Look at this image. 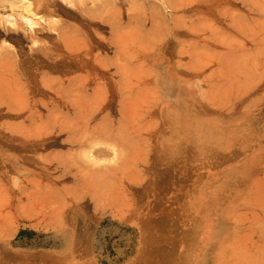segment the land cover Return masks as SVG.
<instances>
[{"label":"rangeland","instance_id":"374dc122","mask_svg":"<svg viewBox=\"0 0 264 264\" xmlns=\"http://www.w3.org/2000/svg\"><path fill=\"white\" fill-rule=\"evenodd\" d=\"M60 3L79 9L78 15L37 11L45 20L32 34L15 9L0 7V44L10 48L0 54L7 70L0 66V102L27 88L35 73L46 81L56 77L66 90L72 88L69 80L92 79L88 95L102 86L111 96L112 107L98 115L110 113L113 131L123 122L131 148L124 149L122 138L96 137L89 163L86 149L73 148L82 152L79 165L95 163L96 175L85 190L74 165L57 177L61 165L52 163L49 181L33 163L22 162L16 171L0 167V264H264V1L59 0L49 8ZM66 46L82 60L108 57L116 64L109 62L101 74L80 66ZM37 55L39 69L33 63ZM58 58L60 69L54 70L52 60ZM19 60L24 67H17ZM121 62L129 63L123 72ZM29 103L32 111L47 112ZM21 120L0 114V123ZM56 133L35 160L74 153L65 134ZM4 142L3 157L24 154ZM62 235L67 247L59 245Z\"/></svg>","mask_w":264,"mask_h":264},{"label":"bare ground","instance_id":"6f19581e","mask_svg":"<svg viewBox=\"0 0 264 264\" xmlns=\"http://www.w3.org/2000/svg\"><path fill=\"white\" fill-rule=\"evenodd\" d=\"M37 1V2H35ZM33 2H35L33 4V2H31L30 0H0V5L2 4L1 2H6V3H3L4 5L0 6V7H8V8H13L15 9V12L17 14H19L23 19H24V22H25V25L26 27L24 26V28H29L30 29V33H35L36 28H37V25H39V22L40 21H44L45 18L43 16H40L38 15V12H40V10H45L47 11H55V10H62L66 13H68V15L70 14V16L73 15V17L76 15H78V12L79 9L76 11L75 9H70V8H67L65 7L64 4H61L63 2H61L57 8H54L51 10V8H49V5L50 4H56L54 3V1H50L48 2V0H35ZM82 1V0H81ZM99 1V0H98ZM103 1V0H102ZM150 1H153V0H150ZM158 1V0H157ZM169 1V0H167ZM254 1V0H253ZM258 1V0H257ZM264 1V0H263ZM95 2V1H94ZM97 2V1H96ZM164 2V1H163ZM173 2V1H172ZM171 2V3H172ZM246 2V1H245ZM84 3V2H83ZM83 3H80V4H83ZM155 3V2H153ZM160 3V2H159ZM167 3V2H166ZM174 3V2H173ZM139 3H137L138 5ZM165 4V3H164ZM251 4V3H250ZM253 4V3H252ZM57 5V4H56ZM169 5V4H168ZM257 5V4H256ZM67 6V5H66ZM81 6V5H80ZM83 6V5H82ZM140 6V4H139ZM138 6V7H139ZM249 6V4H248ZM134 7H137L136 5ZM133 7V8H134ZM260 7V6H259ZM73 8V7H71ZM75 8V7H74ZM85 8V7H84ZM143 8V7H142ZM82 9V12L85 10L81 7ZM138 9V8H137ZM11 10V9H10ZM88 10V9H87ZM254 10V8H253ZM260 10V9H259ZM86 11V10H85ZM135 11V10H134ZM132 11V13L134 12ZM139 11V10H137ZM143 11V10H142ZM264 11V10H263ZM262 11V12H263ZM50 12H46L47 14H49ZM90 12V11H88ZM141 12V11H140ZM149 12V11H148ZM151 12V11H150ZM153 12V11H152ZM113 13V12H112ZM112 13H110L109 11V14L112 15ZM137 15L138 12H135ZM146 13V12H145ZM144 13V14H145ZM232 13V12H231ZM81 15V11L79 13ZM84 14H88V13H84ZM93 14V13H92ZM91 14V15H92ZM153 14V13H152ZM237 14V13H236ZM238 17V15H236ZM39 17H38V16ZM90 16V14H88ZM87 15V16H88ZM110 15V16H111ZM114 15V14H113ZM112 15V17H113ZM131 15V14H130ZM141 15V14H140ZM139 15V16H140ZM146 15V14H145ZM151 15V14H150ZM154 15V14H153ZM93 16H95L93 14ZM92 16V17H93ZM129 16V15H128ZM231 16V15H230ZM234 17V15H232ZM231 16V18H232ZM19 17V16H18ZM97 17V16H95ZM131 17V16H130ZM146 18V16H144ZM245 17V16H244ZM244 17H242L244 19ZM84 18V16L82 17ZM87 18V17H85ZM91 18V16H90ZM103 18V17H102ZM114 18V17H113ZM133 18V17H132ZM143 18V17H142ZM236 17H234V20L237 21L238 19H241V18H237L235 19ZM252 17H250L251 19ZM118 19V18H117ZM129 19V17H128ZM47 20V19H46ZM103 20V19H102ZM108 20V18H107ZM139 20V19H138ZM145 20V19H144ZM161 20V19H160ZM242 20V19H241ZM264 20V19H263ZM106 21V20H105ZM109 21V20H108ZM113 21V19H112ZM152 21V20H151ZM154 21V19H153ZM156 21V20H155ZM233 21V20H232ZM240 21V20H239ZM248 21V20H247ZM38 22V24H37ZM55 22V21H54ZM115 22V20L113 21ZM116 22L118 23V20H116ZM136 22V21H135ZM159 22V21H158ZM162 22V20H161ZM246 22V20L244 21ZM243 20H242V23H244ZM257 22V21H256ZM261 22V21H260ZM52 22L48 21L47 23H45L46 25H48V29H52L53 26L51 24ZM155 23V22H154ZM157 23V22H156ZM234 23V22H233ZM15 24V23H14ZM130 24V23H128ZM158 24V23H157ZM161 24H164V23H161ZM12 25V24H11ZM41 25V24H40ZM114 25V23H113ZM135 25V23H134ZM133 25V27H134ZM159 25V24H158ZM238 25V23H237ZM236 25V26H237ZM249 25V24H248ZM23 26V25H22ZM21 26V27H22ZM115 26V25H114ZM114 26H112L111 24V27H113L114 29ZM118 26V25H117ZM116 26V28H117ZM129 26V25H128ZM161 26V25H160ZM9 26H7V29L9 30L8 28ZM20 27V28H21ZM55 27V30H56V25L54 26ZM74 27V26H72ZM122 27V26H121ZM124 27V25H123ZM132 28V26H130ZM129 27V28H130ZM141 27V26H139ZM158 28V26H156ZM164 27V26H163ZM251 27V25H250ZM6 28V27H5ZM115 28V29H116ZM128 28V29H129ZM136 28V27H135ZM156 28V29H157ZM6 29V30H7ZM12 29V28H11ZM23 29V28H22ZM22 29H19L18 30H22ZM47 29V30H48ZM76 29V28H75ZM123 29V28H122ZM126 29V31L128 30ZM139 29V28H137ZM164 29V28H162ZM249 29V28H248ZM254 29V28H253ZM251 29V30H253ZM262 29V28H261ZM14 30V34L18 31L17 28H16V32H15V29ZM135 30V29H133ZM161 30V29H159ZM165 30V29H164ZM257 30V29H255ZM49 31V30H48ZM53 31V30H52ZM73 31L75 32V30L73 29ZM77 31V30H76ZM81 31V30H79ZM78 31V32H79ZM132 31V29H131ZM137 32H139L138 30H135ZM155 31V30H154ZM166 31V30H165ZM1 32V30H0ZM9 32V31H8ZM23 33V30L21 31ZM50 32V33H49ZM48 32V35L52 36V32L49 31ZM77 32V33H78ZM134 32V31H133ZM142 32V31H141ZM158 32V31H157ZM161 32V31H160ZM11 33V32H9ZM67 33V32H66ZM80 33V32H79ZM82 33V32H81ZM145 33V31H144ZM155 33V32H154ZM163 33V32H162ZM14 34H10V35H14ZM18 34V33H17ZM64 34V32H63ZM62 34V35H63ZM68 34L70 35V33L68 32ZM74 34V33H72ZM130 34V33H129ZM132 34V33H131ZM130 34V35H131ZM138 34V33H136ZM140 34V33H139ZM153 34V32H152ZM167 34V33H166ZM241 34V33H239ZM244 34V33H243ZM248 34V33H247ZM8 35V36H10ZM29 35V34H28ZM82 35V34H81ZM144 35V34H142ZM161 35V34H160ZM253 35V34H251ZM15 36V35H14ZM59 36V35H58ZM57 36V37H58ZM75 36V35H74ZM133 36H135L133 34ZM158 36V35H157ZM163 36V35H162ZM222 36H224L222 34ZM17 37V36H16ZM24 37V36H23ZM32 37V36H31ZM60 37V36H59ZM147 37V36H146ZM221 37V36H220ZM232 37V35H231ZM230 37V39H231ZM142 38V37H141ZM163 38V37H162ZM61 39L63 40V44H66L68 45L67 43H69V40L65 37V35L61 36ZM114 39V38H113ZM113 39L111 41H113ZM138 39V38H137ZM143 39V38H142ZM235 39V38H234ZM74 43H76L78 40V38H74ZM139 40V39H138ZM233 40V39H232ZM231 40V41H232ZM116 41V40H115ZM142 41V40H141ZM146 41V40H145ZM236 41H237V38H236ZM100 44L102 45H106V42L104 41H99ZM144 42V41H143ZM235 42V41H234ZM115 43V42H114ZM226 43V42H225ZM228 43V42H227ZM238 43V42H237ZM229 44V43H228ZM236 44V43H235ZM239 45V44H238ZM1 46V49H0V54L3 52L7 53V50H10L9 48V44H7L6 42L3 43V40L0 44ZM72 46V45H70ZM234 46V45H233ZM6 47V48H4ZM67 48L65 49L66 51H69L71 53H73V57L74 59L77 61V63L83 66L85 65H88L90 66V68H92L94 71H100L103 72L105 71V68L109 65V62L111 63H114L116 64V62H112V61H107L106 59L108 58H105V59H81L80 57V54L72 48H69L68 46H66ZM52 48V47H51ZM49 48V53H50V57L52 59V51L53 49ZM60 48V47H59ZM263 48V47H262ZM86 49V48H85ZM1 50H5V51H1ZM120 50V49H119ZM16 51V49H15ZM18 51V50H17ZM86 51V50H85ZM13 52V51H12ZM45 52V51H44ZM81 52V51H80ZM84 52V51H83ZM82 52V54H83ZM87 53V52H85ZM121 53H124V52H121ZM12 54V53H11ZM8 55V57L11 56L12 59H14V57H12V55ZM13 54L16 55V53L13 52ZM6 54H3V57H5ZM14 56V55H13ZM96 56V55H95ZM2 57V56H1ZM0 57V59H2ZM38 55L36 56V58H34V61L33 63L36 64V66L38 67V69L40 68V66L42 67V63H41V57L37 58ZM78 57V59H77ZM89 57V55H88ZM80 58V59H79ZM83 58V57H82ZM123 57H121L120 59H122ZM228 58V56H227ZM235 58V57H234ZM244 58V57H243ZM247 58V57H246ZM6 59V58H5ZM10 59V58H9ZM111 59V58H110ZM117 59V58H115ZM17 60V59H16ZM14 59V61H16ZM62 60V59H61ZM61 60L58 58L57 60L53 61L52 60V67L54 70H59L60 69V64H61ZM113 60V59H111ZM10 61V60H9ZM12 61V60H11ZM10 61V63L12 64V62ZM20 61V60H19ZM17 61V67L20 68L21 67H24V61L21 60L20 62ZM74 61V60H73ZM114 61V60H113ZM126 61V60H125ZM124 61V62H125ZM230 61V60H229ZM242 61L244 60H241V63ZM30 62V61H29ZM228 62V60H227ZM14 63V62H13ZM27 65L28 63V60L27 62H25ZM32 63V64H33ZM123 62L121 63H118L119 65L121 64L122 66H120L119 70L123 67L124 63L122 64ZM16 64V63H15ZM129 64V63H128ZM127 64V65H128ZM245 64V63H244ZM7 65H9V63H7ZM23 65V66H22ZM111 65V64H110ZM109 65V66H110ZM125 66L128 67V66ZM1 72H7L6 70V64H1ZM16 66V65H15ZM28 66H31V65H28ZM33 66V65H32ZM87 66V67H88ZM108 66V67H109ZM117 66V65H116ZM238 66V65H237ZM36 67V68H37ZM27 68V67H26ZM25 68V70H30L31 68L28 67L27 69ZM124 68V67H123ZM123 68L121 69V71L123 72ZM33 69V68H32ZM27 70V71H28ZM117 70V69H116ZM98 71V72H99ZM109 71V70H108ZM116 72V71H115ZM34 73V71H33ZM107 73V72H106ZM102 74V73H101ZM108 74V73H107ZM110 74V73H109ZM124 74V73H123ZM44 76V74H42ZM111 75V74H110ZM100 76V75H99ZM106 76V75H104ZM31 77V76H30ZM96 77V76H95ZM47 79V77H45ZM94 78V76L92 77ZM107 78V77H106ZM110 78V77H109ZM236 78V77H235ZM49 79V78H48ZM98 78H96L97 80ZM100 79V78H99ZM109 80V79H107ZM88 79H80L79 81H74V80H69V85L67 88H69V86L72 88L71 89H67L64 88V84H62V82L57 79L56 77L54 78H51L49 80H45L44 77H42L40 75V77L38 76L37 73H35L34 76L31 77L30 79V82H29V85L27 86V88H22L18 91H14V93L7 98H5L4 101H1V103L5 102L6 104V111L4 112H0L1 115H5L6 117L8 116H12V117H19L21 116V121H19L18 123H14V122H3V123H0V139L2 141H5L4 144H10V145H13V146H17L18 148H20L21 150H23L24 154H20V155H14V156H11V155H7L5 157H3L5 155L4 152H0V156H1V164H0V167L3 168L2 171L3 172H6V170L4 169H9V170H20L22 168V162H26V164L28 163H33L34 165H36V167L38 168V174L39 176L42 178V179H46L49 181V179H53L49 173V166L52 165V163L56 164L55 166H59L61 165V171L60 173L58 174L57 177H60V176H64L66 175L67 173L70 172V168L74 165V167L76 169H79L78 171H80L78 174L81 173V178H79V181H80V186L82 187V190H85L88 186H91L90 183L92 182L91 180V177L94 175H92V172L95 170L94 169V165L95 163L93 164L92 166V163L87 165L89 162H91L93 159V156L92 154H90V152L92 151L91 149H93V146L97 143L94 144V140L96 137H99V136H105L107 137L108 139H114L116 140L115 138H119V139H124V133H122L124 130L122 129V126L123 125V122L121 123L120 121L117 123L116 127H115V131H113L114 129V126H113V123L111 122V119L109 118V115H108V111L101 114L100 116L98 115L99 112H102L101 109L105 108L106 110V107L109 108L108 106L111 104L110 102V98L111 96H109V89L108 87L107 88H102L101 87H97V88H94L93 89V93L90 95H88V88H87V85H88ZM92 81V79H91ZM89 81V82H91ZM95 81V80H94ZM226 81V80H224ZM109 82V81H107ZM122 82V81H121ZM64 83V82H63ZM102 83V82H101ZM62 84V86H61ZM91 84V83H90ZM89 84V85H90ZM93 84V83H92ZM107 84V83H106ZM88 85V86H89ZM98 84H96L97 86ZM122 93V92H121ZM116 94V93H115ZM114 94V95H115ZM38 95V96H37ZM110 95H111V92H110ZM123 95V94H122ZM47 98V99H44ZM116 99V98H115ZM135 99V98H134ZM230 100V99H229ZM29 101H31L32 103H34V105H37V107H39L40 105L44 106L45 109L47 110L46 113H42L40 111H38L35 107V109L32 111L31 108V105H29ZM110 101V102H109ZM40 104V105H39ZM48 104H50V106L48 107ZM1 106V105H0ZM111 106V105H110ZM124 106V105H123ZM2 107V106H1ZM0 107V108H1ZM112 107V106H111ZM42 108V107H41ZM3 110V109H1ZM44 110V109H43ZM109 110V109H108ZM35 111V112H34ZM24 112L26 115H24ZM192 112V111H191ZM110 114V113H109ZM192 114V113H191ZM23 116V118H22ZM25 120L28 121V123H25ZM98 120H102L104 122L102 123H99L98 124ZM250 120V119H249ZM94 122V123H93ZM101 122V121H100ZM117 122V121H116ZM93 123V124H92ZM121 123V124H120ZM98 124V125H97ZM115 124V123H114ZM245 124V123H244ZM253 125V124H252ZM124 126V125H123ZM186 126V125H185ZM234 126V125H233ZM124 128V127H123ZM248 128V127H247ZM246 128V129H247ZM252 128V127H251ZM244 131V130H243ZM57 132V133H56ZM113 132H118L120 133V135L118 134H113ZM53 133H56V134H61V133H64L65 134V137L63 135V137L65 138L64 140L67 141V143L69 144L70 146V150H72L73 148H84L86 149L87 151V155L91 156L90 159H88V163L87 162H84L82 165H79L78 162L79 159L78 158V154L79 153H82V152H79L78 154H75L70 152L71 154L69 155H64V157H58V155H52L51 157H44L42 159H37L35 160V152L40 149L42 147V145H45V141L51 136L53 135ZM172 133V132H171ZM170 133V134H171ZM54 136V135H53ZM61 136V135H60ZM120 136V137H119ZM129 136V135H128ZM139 137V136H137ZM188 137V136H187ZM61 138V137H60ZM106 138V139H107ZM56 139V138H55ZM63 139V138H62ZM0 140V141H1ZM14 140H17V143H14ZM60 140V139H59ZM100 140V139H99ZM62 141V140H61ZM104 141V140H103ZM51 142V141H50ZM55 144L57 142V140H54L53 141ZM100 142V141H99ZM122 142V146L124 145V149L129 151L131 147H128V144L126 143V140L124 139ZM52 143V142H51ZM105 143V142H104ZM108 143V142H107ZM130 141H129V145H130ZM47 144V143H46ZM67 144V145H68ZM48 145V144H47ZM52 145V144H51ZM110 145V144H109ZM64 146V145H63ZM178 146V145H177ZM203 146V145H202ZM44 147V146H43ZM46 147V146H45ZM97 147V146H96ZM110 147V146H109ZM113 148V147H111ZM122 148V147H121ZM95 149V148H94ZM136 150V148H134ZM114 150V149H113ZM94 151V150H93ZM96 151L98 152H106V150L104 149H100L99 147L96 148ZM117 151V149H116ZM68 152V153H69ZM120 152H122L120 150ZM66 153V152H65ZM64 153V154H65ZM89 153V154H88ZM97 153V152H96ZM85 154V153H83ZM119 152H117V154L115 155H118ZM121 154V153H120ZM123 154V152H122ZM81 155V154H80ZM86 155V156H87ZM84 156V155H83ZM83 156H81L83 158ZM120 156V155H119ZM117 157V158H120V157ZM123 156V155H122ZM88 158V157H87ZM84 159V158H83ZM21 162H20V161ZM35 160V161H34ZM78 160V161H77ZM114 160V159H113ZM117 159L115 158L114 162L116 161ZM77 162V163H76ZM110 162V161H109ZM85 163H87L86 165H84ZM97 163V162H96ZM118 163V162H117ZM53 164V165H54ZM78 164V165H76ZM110 164V163H109ZM114 164V163H113ZM84 165V166H83ZM106 165V164H105ZM80 166H83V168H81ZM101 166V165H100ZM117 166V164H116ZM54 167V166H53ZM55 167V168H56ZM85 168V169H84ZM109 168V167H108ZM97 169V168H96ZM86 170V171H85ZM77 171V172H78ZM107 171V170H106ZM105 173V171H104ZM73 175V173H72ZM75 175V174H74ZM96 175V174H95ZM94 175V176H95ZM102 175V174H101ZM93 176V177H94ZM108 176V175H107ZM74 177V176H72ZM80 177V176H79ZM92 177V178H93ZM108 178V177H107ZM110 178V177H109ZM76 179V178H74ZM77 180V179H76ZM97 180V177L96 179ZM111 180V179H110ZM78 181V180H77ZM99 181V180H98ZM106 180H104L105 182ZM76 182V181H75ZM109 182V181H108ZM35 183V182H34ZM49 183V182H48ZM93 183V182H92ZM91 183V184H92ZM97 183V182H96ZM102 183V182H101ZM107 183V182H106ZM100 184V183H99ZM98 184V185H99ZM104 184V183H103ZM35 185V184H34ZM40 185V184H39ZM105 185V184H104ZM103 185V186H104ZM110 185V184H109ZM38 183L36 184V187L35 188H38ZM87 186V187H86ZM108 186V185H107ZM78 187V186H76ZM93 187V186H92ZM96 187V185H95ZM94 187V188H95ZM98 187V186H97ZM105 187V186H104ZM45 188V186H44ZM85 188V189H83ZM75 189V188H74ZM73 189V190H74ZM77 189V188H76ZM80 189V188H79ZM88 189V188H87ZM100 189V187H99ZM81 190V189H80ZM81 190V191H82ZM101 190V189H100ZM99 191V190H98ZM106 194V191L104 192ZM80 194V192H79ZM78 194V195H79ZM91 194V193H90ZM93 194V193H92ZM91 194V195H92ZM77 196V195H76ZM36 197V196H35ZM80 197V196H79ZM33 198V197H32ZM78 235V234H77ZM76 236V235H75ZM79 236V235H78ZM63 238L64 236L62 235L60 237V243L59 245L60 246H63L64 247H67L68 246V242L67 240L64 241L63 243ZM80 238V237H79ZM83 239V238H82Z\"/></svg>","mask_w":264,"mask_h":264}]
</instances>
